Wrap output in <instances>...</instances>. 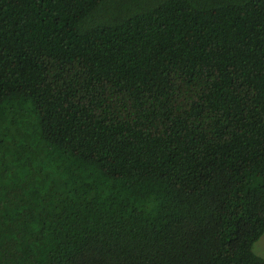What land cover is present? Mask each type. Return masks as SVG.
Wrapping results in <instances>:
<instances>
[{"label":"trees","instance_id":"obj_1","mask_svg":"<svg viewBox=\"0 0 264 264\" xmlns=\"http://www.w3.org/2000/svg\"><path fill=\"white\" fill-rule=\"evenodd\" d=\"M264 0H0V264H264Z\"/></svg>","mask_w":264,"mask_h":264},{"label":"rangeland","instance_id":"obj_2","mask_svg":"<svg viewBox=\"0 0 264 264\" xmlns=\"http://www.w3.org/2000/svg\"><path fill=\"white\" fill-rule=\"evenodd\" d=\"M254 251L257 255L264 257V236L255 244Z\"/></svg>","mask_w":264,"mask_h":264}]
</instances>
